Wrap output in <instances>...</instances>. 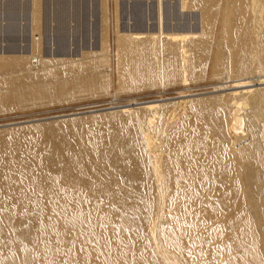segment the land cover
<instances>
[{
  "label": "bare ground",
  "instance_id": "obj_1",
  "mask_svg": "<svg viewBox=\"0 0 264 264\" xmlns=\"http://www.w3.org/2000/svg\"><path fill=\"white\" fill-rule=\"evenodd\" d=\"M118 2L0 0V113L176 93L0 128V264H264V0Z\"/></svg>",
  "mask_w": 264,
  "mask_h": 264
},
{
  "label": "rangeland",
  "instance_id": "obj_2",
  "mask_svg": "<svg viewBox=\"0 0 264 264\" xmlns=\"http://www.w3.org/2000/svg\"><path fill=\"white\" fill-rule=\"evenodd\" d=\"M120 0H106V6L108 9V27L109 32L110 30L117 25H125L129 26L132 24L131 20H128L127 18L120 17V7L118 6ZM99 2V0H98ZM114 2V3H113ZM156 2V1H155ZM99 4V3H98ZM113 5H117L118 9L116 10L117 15L114 14L115 7ZM114 9V10H113ZM99 13V9H97ZM114 11V12H113ZM182 18L181 20H175V19H168L165 21L166 26H179L183 22L184 24L187 23V25H196L197 24V11L191 10V9H185L182 11ZM96 14L95 21H96V28L99 27V15ZM117 22V23H116ZM152 20H148L147 23H151ZM179 22V23H177ZM112 36V32L109 33ZM88 41L93 42L95 45H98L99 43V37L96 35L95 38L89 39ZM70 51H73L76 48V44L69 45ZM80 46L73 51V58L79 57V52L82 50ZM108 53L112 54V41L110 38V44L108 47ZM46 56V55H45ZM49 57V56H46ZM34 62L37 63V58H32ZM35 63V64H36ZM193 89V88H192ZM203 90V89H202ZM155 91V92H154ZM159 91V90H158ZM156 90L153 91H146L139 90V91H133V92H121L118 93V91L114 90V85L110 84L109 90L107 94L102 96H96L92 98H86V99H77V100H71L64 103H57V104H50L46 106H39L29 109H20V110H11L9 113L2 112L0 113V128H9L14 126H23L27 124H35L39 122H45V121H54V120H61V119H70L74 117H81L86 115H92L96 113H101L103 111H107V107L110 106H116L117 104H126L128 102V99L132 98L135 101H141V100H150V99H157V98H165L166 96H174L176 93L174 90H168L164 92H158ZM199 91V90H198ZM201 91V90H200ZM153 92V93H152ZM168 92V93H167ZM160 93V94H159ZM172 93V94H171ZM149 95V96H148ZM151 95V96H150ZM127 99V100H126ZM168 99L167 101H169ZM98 109V110H97ZM14 111V112H13Z\"/></svg>",
  "mask_w": 264,
  "mask_h": 264
},
{
  "label": "water",
  "instance_id": "obj_3",
  "mask_svg": "<svg viewBox=\"0 0 264 264\" xmlns=\"http://www.w3.org/2000/svg\"><path fill=\"white\" fill-rule=\"evenodd\" d=\"M85 44H86V41H85ZM76 48H78V46H77V45H76ZM76 48H75V49H76ZM75 49H74L73 51H75Z\"/></svg>",
  "mask_w": 264,
  "mask_h": 264
}]
</instances>
